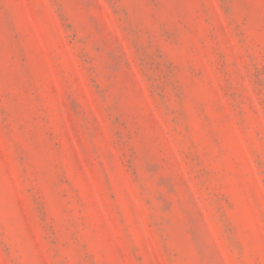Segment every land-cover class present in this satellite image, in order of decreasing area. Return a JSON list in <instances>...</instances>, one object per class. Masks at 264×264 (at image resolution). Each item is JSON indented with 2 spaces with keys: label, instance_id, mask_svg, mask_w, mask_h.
I'll use <instances>...</instances> for the list:
<instances>
[{
  "label": "rangeland",
  "instance_id": "1",
  "mask_svg": "<svg viewBox=\"0 0 264 264\" xmlns=\"http://www.w3.org/2000/svg\"><path fill=\"white\" fill-rule=\"evenodd\" d=\"M0 264H264V0H0Z\"/></svg>",
  "mask_w": 264,
  "mask_h": 264
}]
</instances>
